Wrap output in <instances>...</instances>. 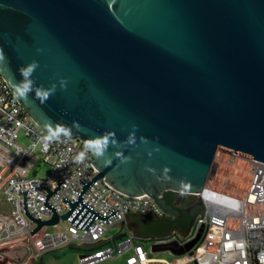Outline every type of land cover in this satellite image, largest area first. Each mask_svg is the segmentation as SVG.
I'll return each instance as SVG.
<instances>
[{
    "label": "water",
    "instance_id": "water-1",
    "mask_svg": "<svg viewBox=\"0 0 264 264\" xmlns=\"http://www.w3.org/2000/svg\"><path fill=\"white\" fill-rule=\"evenodd\" d=\"M0 73L27 115L46 132L65 126L82 142L111 133L97 177L70 211L42 227L68 221L77 231L106 223L83 203L98 180L136 201L152 199L178 219L165 193H201L225 150L264 164V0H0ZM39 67L35 87L55 85L47 100L20 97V69ZM63 82V83H62ZM79 125V130L73 125ZM63 135V134H62ZM65 136V135H64ZM132 142H129V141ZM1 228V226H0ZM190 243L152 246L153 253L193 254Z\"/></svg>",
    "mask_w": 264,
    "mask_h": 264
},
{
    "label": "built area",
    "instance_id": "built-area-1",
    "mask_svg": "<svg viewBox=\"0 0 264 264\" xmlns=\"http://www.w3.org/2000/svg\"><path fill=\"white\" fill-rule=\"evenodd\" d=\"M22 109L9 85L0 73V247L23 242L37 227L24 214V196L28 192L27 211L33 219L47 221L52 212L44 209L48 187L57 194L48 200L59 216L70 211L67 200L76 203L83 186L97 177L92 163L93 151L80 162L77 156L85 151L80 139L71 140L60 135L50 141L49 136ZM41 155L38 156L36 150ZM221 152V153H220ZM50 166L48 176L32 175L38 163ZM215 170L201 193L191 195L202 201L203 213L189 235L173 230L165 236L149 237L153 245L192 242L202 226L203 237L193 248L186 262L196 264H264V164L221 150L217 152ZM248 176V185L241 190L238 177ZM85 206L102 218L112 211L117 216L105 224L94 221L90 231H77L68 221L60 220L54 227H42L27 240L31 255L25 264H36L48 253L69 247L85 250L79 264H100L106 260L124 258V264H150L152 249H146L142 240L133 234L128 223L130 216L164 218L156 202L129 200L115 193L103 180L95 182L83 196ZM66 223L65 227H60ZM124 226L126 236L114 246H105L115 236L112 228ZM152 248V247H151ZM29 256L25 244L0 249V264H23ZM163 262V261H162ZM118 264V263H117Z\"/></svg>",
    "mask_w": 264,
    "mask_h": 264
},
{
    "label": "trees",
    "instance_id": "trees-1",
    "mask_svg": "<svg viewBox=\"0 0 264 264\" xmlns=\"http://www.w3.org/2000/svg\"><path fill=\"white\" fill-rule=\"evenodd\" d=\"M167 203L176 208L179 214L178 219H166V218H158V217H149V221H147L146 228L148 234L144 236L150 235L149 233H153L158 235V237L165 236L164 234L170 233L175 230L182 236H187L190 234L192 227L196 224L198 218L203 213L202 201L197 197L191 195H182L175 192H167L164 195ZM130 226V225H129ZM160 235V236H159ZM126 234H117L110 242L103 245L105 246H114L120 240L125 238ZM66 249H74L81 251L79 253L85 252L82 248L77 247H69ZM79 263V259H78Z\"/></svg>",
    "mask_w": 264,
    "mask_h": 264
},
{
    "label": "clouds",
    "instance_id": "clouds-1",
    "mask_svg": "<svg viewBox=\"0 0 264 264\" xmlns=\"http://www.w3.org/2000/svg\"><path fill=\"white\" fill-rule=\"evenodd\" d=\"M0 59H3L2 51H0ZM38 67H39L38 62L34 61L31 64L25 67H22L19 70L20 75L21 77H23V79L16 85V92L18 93L20 97H26L30 92L34 90L37 98H40L41 100H47L49 96L52 93H54L55 88H56L55 85H53L52 88H49V89H46L43 86L35 87V81L31 77L33 76L34 72L36 71ZM73 126L79 130V125L74 123ZM49 133H50L49 136L44 138L46 141H50L54 138H58L61 134L65 136H70L71 129L65 126L58 125L55 130L49 129ZM111 135H112L111 133H106L105 135L101 137H97L95 139L87 141L85 143V151L81 152L77 156L76 158L77 161L82 162L86 158V153L88 151H93L97 156H102L104 152L107 150V147L109 145V138ZM129 142H132V141L130 140ZM187 256H190V255H186V257Z\"/></svg>",
    "mask_w": 264,
    "mask_h": 264
},
{
    "label": "rangeland",
    "instance_id": "rangeland-1",
    "mask_svg": "<svg viewBox=\"0 0 264 264\" xmlns=\"http://www.w3.org/2000/svg\"><path fill=\"white\" fill-rule=\"evenodd\" d=\"M219 151H221V150H219ZM36 153L38 156L41 157L38 149L36 150ZM215 163H216V158H215ZM50 169L51 168L49 165L44 164L43 162H41V163L39 162L36 165V167L34 169V173H32V175H35V173H36V176L46 177V176H48ZM238 180H239V182H241V184H240L241 190L244 191V188L248 185V183H246L249 180L248 176L241 175L240 177H238ZM0 199H3V198L0 197ZM65 226H66V223H62L60 225V227H62V228ZM118 230H119V228L116 227V228H112L110 230V232L112 234H115V233H117ZM141 242H142L143 246L148 250L151 249V247L153 245L152 241H141ZM63 252H65L66 254L62 257V259L58 258L57 254L61 255ZM79 252H81V251L74 250V249H65V250H61V251L60 250L56 251L54 253H48L42 257V260L45 257L43 264H73V262H78V259L80 257ZM150 257L155 259V260H160V261H154V262H152V264H176L178 259H180V257H176L170 253H167V252L152 253L150 255ZM42 260H40V263H42ZM162 260H165V262H162ZM118 262H119V264H124V259L120 258ZM187 263L188 264H196V262H194V263L187 262ZM107 264H114V262H110Z\"/></svg>",
    "mask_w": 264,
    "mask_h": 264
},
{
    "label": "crops",
    "instance_id": "crops-1",
    "mask_svg": "<svg viewBox=\"0 0 264 264\" xmlns=\"http://www.w3.org/2000/svg\"><path fill=\"white\" fill-rule=\"evenodd\" d=\"M0 202H3L2 199H0ZM147 221H149V217L148 216H139V215L130 216L129 219H128V223L130 225V228H131L132 233L135 234V235H137L140 240H142V239L144 240V239L149 238V237H158V235H155L153 233H149L150 235L144 236V235L148 234L147 228H146L147 227L146 226ZM118 228H119V230L117 231V233H115V234H112L111 232L110 233L112 235H114V236L117 235V234H121V235L125 234V233H122V231L124 229V226H120ZM164 235H166V234H164ZM63 250H65V249H63ZM65 254L66 253L63 252L61 255H58L57 254V256H58V258H61L62 259V257ZM80 255H81V253H80ZM44 258L42 260V263H40V261H39V262H36V264H43L44 263ZM186 258H187L186 256L180 257V259H178V261H177L176 264H188L186 262ZM119 259L118 260H106V261H104V262H102L100 264H107V263H110V262H114V264H117V263L119 264V262H118ZM151 259H152V261H151L150 264H152V262H154V261H160V260H155L153 258H151ZM162 261L165 262V260H162ZM73 264H79V263L78 262H73Z\"/></svg>",
    "mask_w": 264,
    "mask_h": 264
},
{
    "label": "flooded vegetation",
    "instance_id": "flooded-vegetation-1",
    "mask_svg": "<svg viewBox=\"0 0 264 264\" xmlns=\"http://www.w3.org/2000/svg\"><path fill=\"white\" fill-rule=\"evenodd\" d=\"M165 214V213H164ZM164 218H166V219H172V218H170L169 216H167L166 214H165V217ZM200 242V241H199Z\"/></svg>",
    "mask_w": 264,
    "mask_h": 264
}]
</instances>
